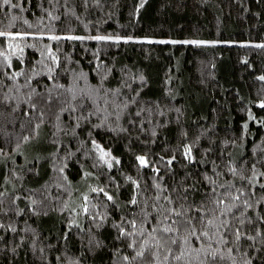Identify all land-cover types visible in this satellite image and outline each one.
I'll use <instances>...</instances> for the list:
<instances>
[{"label": "trees", "instance_id": "obj_1", "mask_svg": "<svg viewBox=\"0 0 264 264\" xmlns=\"http://www.w3.org/2000/svg\"><path fill=\"white\" fill-rule=\"evenodd\" d=\"M0 31V264H264V0H0Z\"/></svg>", "mask_w": 264, "mask_h": 264}, {"label": "snow or ice", "instance_id": "obj_2", "mask_svg": "<svg viewBox=\"0 0 264 264\" xmlns=\"http://www.w3.org/2000/svg\"><path fill=\"white\" fill-rule=\"evenodd\" d=\"M3 3H4L5 5H10V4H11V0H3ZM141 6H143V5H141ZM12 7H15V5H12ZM10 35H11L10 33H5V32L0 31V37H3V36H10ZM13 38H14V37H13ZM65 38H66V39H69V40H71V39H84L83 37H72V36L65 37ZM50 39L58 40V39H61V37L52 36V37H50ZM94 39H96V40H100V41H106V40H109V39H112V38H111V37H106V36H97V37H94ZM119 39H120V38L117 37V38H116V42H119ZM125 42H127V41H125ZM149 42L151 43L152 41H149ZM158 42H159V43H176V41H158ZM183 43L200 44V43H202V42H199V41H184ZM257 47H264V45H257ZM260 79L264 80V77H260ZM261 107H264V104H262ZM186 157L189 158V159H191V149H190V148H189L188 151L186 152ZM138 160H139V162H140V164H141L142 166H147L148 162H147V160H146L144 157H138ZM117 162H118V161H117ZM168 163L171 164L172 161L169 160ZM109 167H111V165H109ZM94 191H95V190H94ZM100 191H103V189H101ZM105 195H107V193H105ZM241 195H242V193H241ZM107 198H108L109 200L112 199L111 196H107ZM234 199L239 200L240 197H239V196H236ZM133 203H135L134 200H133ZM221 203H222V201H221ZM176 215H180V214H179V213H176ZM208 223L211 224L212 222L209 221ZM133 227H135V224H133ZM163 231H165V232L171 231V228H166V229H164ZM122 235H124V233H122ZM203 235L206 236L207 233L205 232V233H203ZM236 235H237V238H239V236H240V230H239V229L236 230ZM173 243H175V241H173ZM143 255H144L143 251H141V252H137V253H136V256H138V257H142ZM182 256H183V253H181L180 256H176L175 259L179 260V259L182 258ZM221 258H222V257H221ZM212 259L215 260V259H216V256L213 255V256H212Z\"/></svg>", "mask_w": 264, "mask_h": 264}]
</instances>
